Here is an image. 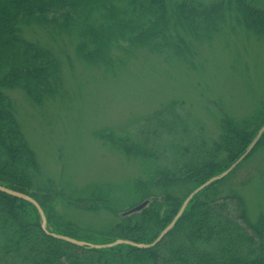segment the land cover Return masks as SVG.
Wrapping results in <instances>:
<instances>
[{
  "label": "trees",
  "instance_id": "trees-1",
  "mask_svg": "<svg viewBox=\"0 0 264 264\" xmlns=\"http://www.w3.org/2000/svg\"><path fill=\"white\" fill-rule=\"evenodd\" d=\"M116 1H126L125 8L112 5L110 17L93 23L109 0H0V186L35 200L50 233L82 242L71 226L54 225L49 200L57 192L21 134L5 91L22 89L36 105L56 94L54 56L22 35V28L33 23L62 30L78 23L85 59L104 66L119 41L152 51L172 49L169 0ZM230 1L249 29L264 37V0H182L174 18L196 37H210L219 32ZM256 116L246 124L225 120L221 137L211 142L190 114L172 104L145 118L135 137L102 138L128 156L155 162L153 180L140 189L155 186L163 197L141 219L118 225L114 242L153 244L194 191L246 152L259 132L252 127L264 126V108ZM263 141L264 135L259 144ZM163 158L169 165L161 166ZM214 185L197 195L173 231L147 251L130 246L89 250L55 240L42 230L34 206L0 193L1 264H264V223H252L243 199L214 191ZM180 188L187 190L183 197L174 194Z\"/></svg>",
  "mask_w": 264,
  "mask_h": 264
},
{
  "label": "rangeland",
  "instance_id": "rangeland-1",
  "mask_svg": "<svg viewBox=\"0 0 264 264\" xmlns=\"http://www.w3.org/2000/svg\"><path fill=\"white\" fill-rule=\"evenodd\" d=\"M181 1L168 2L172 49L152 51L119 41L105 66L85 59L80 49L83 27L78 23L63 30L37 23L22 28L27 41L54 56L57 90L41 105L22 89L7 90L5 96L29 149L57 192L49 200L54 225L71 226L84 243H114L118 225L141 219L163 202L155 186L140 189L153 180L157 164L128 156L102 138L135 137L145 118L177 104L198 122L209 141L216 142L225 120L246 124L264 108V37L249 29L231 1L219 32L196 37L174 18ZM112 5L124 9L126 1L109 0L92 22L110 17ZM162 164L169 165L164 158ZM213 188L238 195L249 220L264 223V141ZM186 193L180 188L174 194ZM146 201L145 210L126 217ZM1 257L0 241V264Z\"/></svg>",
  "mask_w": 264,
  "mask_h": 264
},
{
  "label": "water",
  "instance_id": "water-1",
  "mask_svg": "<svg viewBox=\"0 0 264 264\" xmlns=\"http://www.w3.org/2000/svg\"><path fill=\"white\" fill-rule=\"evenodd\" d=\"M264 135V128H262V130H260V132L258 133V135L256 136V138L254 139V141L252 142V144L249 146V148L246 150V152L236 161L234 162L231 167L223 174H221L220 176H217L215 178H213L212 180H210L209 182H207L205 185H203L202 187H200L199 189H197L196 191H194L184 202V204L182 205L178 215L176 216V218L173 220V222L171 223V225L164 231L162 232V234L157 238V240L151 244V245H138L129 241H122V240H117L114 243L108 244V245H102V246H97V245H90L84 242H80L68 237H64V236H59L56 234H52L49 232L48 230V225H47V220H46V216L42 210V208L40 207V205L33 200L32 198H30L29 196H26L24 194L9 190L7 188H4L2 186H0V193L5 194L7 196H10L12 198L27 202L29 204H31L32 206H34L38 213L39 216L41 218L42 221V230L50 237H52L55 240L58 241H62L65 242L67 244L79 247V248H86L89 250H111L120 246H130L133 247L135 249L138 250H151L154 249L155 247H157L166 237L169 233H171L173 231V229L175 228L176 224L178 223V221L182 218V216L184 215L186 209L189 207L190 203L193 201V199L199 195L202 191L208 189L209 187H211L212 185L219 183L221 181H223L224 179H226L232 172H234L244 161L245 159L253 152V150L256 148V146L258 145V143L260 142V140L262 139ZM149 205V201H146L145 203H143L141 206L133 209L132 211H130L127 216H131L134 214H137L139 212H142L143 210H145Z\"/></svg>",
  "mask_w": 264,
  "mask_h": 264
}]
</instances>
